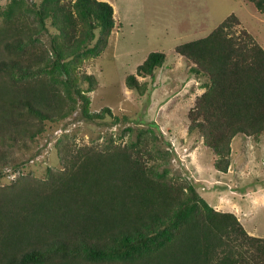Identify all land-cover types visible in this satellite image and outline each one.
Returning <instances> with one entry per match:
<instances>
[{
    "label": "trees",
    "instance_id": "trees-1",
    "mask_svg": "<svg viewBox=\"0 0 264 264\" xmlns=\"http://www.w3.org/2000/svg\"><path fill=\"white\" fill-rule=\"evenodd\" d=\"M61 1L32 3L27 19L0 24L1 164L11 161L13 147L41 134L47 120L77 108L87 120L101 116L89 112L90 97L72 76V63L84 48L93 51L96 28L107 42L114 6ZM249 1L264 11V0ZM48 17L62 35L52 50L40 42ZM238 24L232 13L209 34L177 45L190 69L207 77L190 109L189 131L200 132L221 172L229 170L236 135L259 140L264 133V47ZM166 58L151 51L137 73L152 75ZM82 78L87 91L98 83L93 73ZM126 83L140 92L147 87L134 73ZM59 150L61 170L0 186V264H264V237L249 233L236 213L216 209L194 183L158 171L146 156L150 149L64 141Z\"/></svg>",
    "mask_w": 264,
    "mask_h": 264
},
{
    "label": "rangeland",
    "instance_id": "rangeland-1",
    "mask_svg": "<svg viewBox=\"0 0 264 264\" xmlns=\"http://www.w3.org/2000/svg\"><path fill=\"white\" fill-rule=\"evenodd\" d=\"M43 1L0 0V24L6 17L27 19L34 13L29 9L32 3ZM109 1L116 22L107 42L100 40L96 28L88 46L93 51L84 48L72 63V76L90 97L89 112L101 116L87 120L77 108L64 118L47 120L41 134L13 147L11 161L0 163V186L36 182L51 168L61 170L59 145L64 141L98 149L133 142L136 148L150 149L146 156L158 171L182 184L194 183L216 209L233 210L249 233L264 237V133L259 140L236 135L229 170H217L214 150L199 131H189V112L205 90L207 77L195 74L193 63L177 51V45L209 34L232 13L240 18L236 27L249 30L264 47V11L249 0ZM46 21L48 29L42 30L40 42L43 49L52 50L54 39L60 41L62 35L51 17ZM158 50L167 54L164 64L152 75L138 74V65ZM83 73L97 77L93 90H86L89 83ZM131 73L146 84L144 92L127 85Z\"/></svg>",
    "mask_w": 264,
    "mask_h": 264
},
{
    "label": "crops",
    "instance_id": "crops-1",
    "mask_svg": "<svg viewBox=\"0 0 264 264\" xmlns=\"http://www.w3.org/2000/svg\"><path fill=\"white\" fill-rule=\"evenodd\" d=\"M224 173H226V172H224ZM229 211H232V212H234L233 210H229ZM237 215H238V213H236ZM239 216V215H238Z\"/></svg>",
    "mask_w": 264,
    "mask_h": 264
}]
</instances>
